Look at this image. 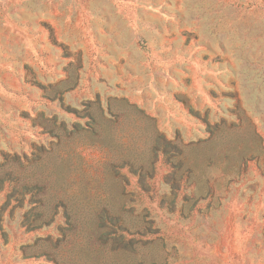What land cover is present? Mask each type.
Instances as JSON below:
<instances>
[{
  "label": "rangeland",
  "instance_id": "1",
  "mask_svg": "<svg viewBox=\"0 0 264 264\" xmlns=\"http://www.w3.org/2000/svg\"><path fill=\"white\" fill-rule=\"evenodd\" d=\"M99 107L114 123L112 148L77 144L91 168L73 156L67 168L69 147L51 148L45 122L81 132ZM158 141L169 161L149 151ZM43 146L46 179L86 189L108 158L135 163L146 192L127 198V221L144 232L135 254L264 264V0H0V153L25 154L28 168ZM6 193L0 264H50L31 247L47 231L22 229L31 203L10 210ZM80 231L62 239L64 264H123Z\"/></svg>",
  "mask_w": 264,
  "mask_h": 264
},
{
  "label": "trees",
  "instance_id": "2",
  "mask_svg": "<svg viewBox=\"0 0 264 264\" xmlns=\"http://www.w3.org/2000/svg\"><path fill=\"white\" fill-rule=\"evenodd\" d=\"M57 96L61 101V94ZM121 105L123 108L130 107L126 101H122ZM111 109L109 105L110 112ZM85 119L86 125L81 127V132L77 130V127H80L79 123L68 128L66 123L59 126L57 122L47 120L43 127L44 132L52 134L53 141L50 143L52 149L64 148L66 147L64 144H67L69 152L73 150L71 153L65 151L66 159L71 162L69 165L68 161L64 162L67 168L72 166L69 159L72 156L78 159L79 166L91 168L88 161H84L80 151L74 152L77 144H81V149L89 147L102 153H105L107 148H112L110 136L114 123L103 108L99 107L98 111L88 114ZM165 144L158 141L150 147L149 151L154 154L155 161H158L160 155L166 161L172 158L167 155L168 144ZM173 148L178 149L177 146ZM45 150L43 146L33 151L36 164L29 165L28 168L24 167V162L27 161L25 154L0 153L1 158L6 160L5 164L0 165V193L7 192L8 209H12L9 205L11 202L16 205L15 209L20 210L25 208L27 201L30 202L31 211L24 213L21 218L22 229L27 233L47 231L45 236L36 237L31 245L38 257L46 258L50 264H64L60 249L62 239H66L67 232L70 234L81 230L83 239L90 245L93 244L104 259H110L112 256L115 261V255H119L120 251L124 258L123 264H157L146 259L142 253L135 254V246L143 242L144 232L140 230L142 225H136L132 220L127 221V216L132 212L127 198L130 197L132 200L137 195L138 197L145 195L140 192L146 193L143 189L142 175L136 170L135 163L130 159L116 163L108 158V161L101 163L98 187L86 189L83 179L78 184L57 177L55 182L46 179L42 161V153ZM171 164L173 165L172 161ZM138 167L142 169L143 164ZM29 168H32L31 174L27 173ZM54 168L56 172L57 164H54ZM135 183L138 191L133 190L134 186H131ZM57 184L59 189L55 188ZM73 185H77L76 189L69 191ZM78 188H81L78 191L81 195L75 198ZM91 195L93 199L90 198ZM88 203H91L90 209L80 208L82 204Z\"/></svg>",
  "mask_w": 264,
  "mask_h": 264
}]
</instances>
